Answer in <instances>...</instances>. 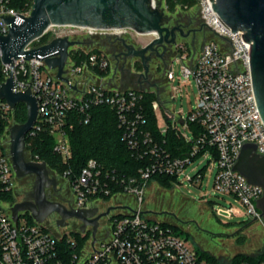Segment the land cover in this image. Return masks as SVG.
Masks as SVG:
<instances>
[{
    "label": "built area",
    "instance_id": "built-area-1",
    "mask_svg": "<svg viewBox=\"0 0 264 264\" xmlns=\"http://www.w3.org/2000/svg\"><path fill=\"white\" fill-rule=\"evenodd\" d=\"M33 1V0H32ZM16 0H0V35L7 36L10 28L3 19L29 16L28 12L16 8ZM204 24L220 38L204 44L200 54L191 61L186 54L174 60L182 62V75L193 79L197 88L196 108L182 121L179 115L170 114L169 121H182L191 127L193 137L182 134L169 125V130L180 138L186 149L174 155L166 139L158 142L147 129L144 93L133 88L110 86L100 72H108L110 61L103 55L88 53L83 62L67 63L64 77H57V69H51L45 60L13 59L12 63L2 61L0 49V87L13 78V92L31 90L38 102V119L26 138L33 139L39 133H48L56 140L54 152L68 163L72 157L69 130L73 125L69 117L80 113L85 124L91 119V110L98 107L111 109L122 131V140L133 154L142 161L138 176L121 177L115 171L105 170L95 159H90L74 180L71 170L63 175L52 173V177L63 178L74 197V209H86L107 203L118 196H131L137 205L121 204V208L110 216L108 234L86 239L88 232H79L86 241L77 252V242L66 235L49 231L46 222L38 223L25 212L13 217L8 199L16 186V172L10 155V141L5 136L15 122V108L6 100H0V120L6 122L5 136L0 135V264H211L188 244L187 239L161 221L151 219L142 208L144 193L156 176L174 177L176 181L184 176L190 183L200 182L201 172L185 174L187 168L198 158L205 157L215 162L214 189L244 205L246 215L264 226V218L258 209L262 198V187L251 184L245 176L235 170L239 156L246 144L256 145V152L264 156V120L261 115L251 74V43L244 38L243 31L233 32L214 10V0H199ZM33 6V5H32ZM156 8V0H152ZM3 17V19L1 18ZM74 26H51L44 35L30 43L25 51L42 47L41 39L52 31L58 38H66V28ZM87 29L91 34H123L126 30ZM59 30V31H57ZM167 80L174 81L175 74L169 69ZM76 86V89L70 87ZM158 102L152 103L157 118ZM166 117V116H165ZM5 133V132H4ZM165 134V135H164ZM10 138V135H8ZM8 141V142H7ZM28 153V145L26 146ZM179 151V150H178ZM31 154V153H30ZM30 161L41 163L38 156ZM110 199V200H111ZM109 201V200H108ZM234 208H222L219 215L227 217ZM66 238L67 246L63 241ZM72 249V253L69 252Z\"/></svg>",
    "mask_w": 264,
    "mask_h": 264
},
{
    "label": "rangeland",
    "instance_id": "rangeland-1",
    "mask_svg": "<svg viewBox=\"0 0 264 264\" xmlns=\"http://www.w3.org/2000/svg\"><path fill=\"white\" fill-rule=\"evenodd\" d=\"M156 8L163 14L165 26L169 28L179 26L183 29L184 35L177 33L175 43H162L146 54L148 72L145 71L142 58L129 54L127 46L131 45L136 51L141 50L152 42L156 35L139 34L133 30H126L123 34L111 32L91 34L87 29L80 27L66 28L61 32L66 31L65 37L75 42L69 48L67 63L83 62V57L86 58L88 53L105 56L110 61V68L103 76L105 82L110 86L139 89L148 95H156L158 99L153 102L159 104L158 129L166 131L169 125H172V128L178 129L182 134L193 137L191 127L182 121H186L197 106V88L192 78L185 80L182 75V62L174 59L186 54L187 60L192 61L200 54L205 43L210 40L220 42V38L204 24L199 0H156ZM50 31L45 39L47 44L56 39V35L52 33L54 28ZM169 69L175 74V80L170 82L167 80ZM170 111L179 115L182 121H169L167 116ZM8 133L5 131L3 136ZM8 135L5 139L10 141ZM201 171L204 177L200 182L190 183L182 176L178 181H173V187L158 178H153L144 193L142 208L149 212L148 216L151 219L176 225L180 234L176 232L175 234L187 239L188 244L200 254L205 252L214 257L215 261L211 264H228L237 255L263 254L264 226L250 220L243 204L215 191L214 161L200 157L187 168L185 174L195 175ZM57 178L59 185L69 186L63 178ZM34 181V176L17 178L8 205L33 200ZM68 192V189L62 190L61 196L65 198L64 200L69 198ZM137 201L134 197L123 195L107 201V205H137L135 203ZM230 207L235 211L230 217L218 214L220 209ZM25 213L23 222L25 218L30 219V213ZM58 217L53 214L47 220L46 226L49 231L59 236L66 235V232L71 235L80 234L81 230L72 226L75 219H72V224L68 222L70 220L67 221V224L70 223L69 226L59 227L55 222ZM90 234H87L86 239L90 238Z\"/></svg>",
    "mask_w": 264,
    "mask_h": 264
},
{
    "label": "water",
    "instance_id": "water-1",
    "mask_svg": "<svg viewBox=\"0 0 264 264\" xmlns=\"http://www.w3.org/2000/svg\"><path fill=\"white\" fill-rule=\"evenodd\" d=\"M213 7L225 25L233 32L243 31L245 40L251 43L250 68L253 86L264 120V0H214ZM163 19V14L152 6V0H33L29 16L18 15L13 19H3L10 31L7 36L0 35L2 61L8 64L19 58L45 60L51 69H57L58 79L68 82L63 75L69 58V48L75 42L58 38L31 51H25V48L41 38L51 26L133 30L139 34L157 33V37L141 50L136 51L131 45L124 44L129 48V54L142 58L145 71L148 72L146 54L162 43H175L177 33L184 35L181 27L169 28L164 25ZM13 67L12 63V69ZM13 88L14 81L11 77L0 87V100H6L12 108L24 104L27 108V121L15 124L10 129L11 160L18 178L35 177L33 200L14 205L11 209L14 219L17 221L21 212H29L38 223H44L49 216L58 214L59 227H67V221L72 219L83 223L81 232H85L88 225H94L95 239V221L103 215L92 219L95 214L93 210L72 209L47 198L46 189L56 187L57 179L51 176L45 162L30 161L32 156L26 151V135L38 119V102L31 90L15 93ZM72 88L76 89V86ZM235 170L251 184L264 190V156L257 154L256 145L246 144L243 147ZM257 207L264 218V194Z\"/></svg>",
    "mask_w": 264,
    "mask_h": 264
},
{
    "label": "trees",
    "instance_id": "trees-1",
    "mask_svg": "<svg viewBox=\"0 0 264 264\" xmlns=\"http://www.w3.org/2000/svg\"><path fill=\"white\" fill-rule=\"evenodd\" d=\"M16 8L21 11L28 12L31 10L32 0H16ZM46 36H44L40 45L47 44ZM84 59V57H83ZM82 61H78L80 64ZM103 76L106 72H100ZM158 99L156 95H148L144 93L145 113L148 119L147 129L153 134L158 142L166 139L169 149L174 155L181 154L180 149H186L184 142L178 138L172 130L163 136L157 126V119L152 110V102ZM69 122L73 125L69 130V142L72 157L68 163H64L62 158L54 152L56 140L48 133H39L37 137L26 138L28 150L33 156L45 162L52 173L63 175L66 170H71V180L80 174L83 167L90 159L97 160L105 170L115 171L121 177L138 176L139 169L143 163L128 148L122 140V131L118 127L115 113L107 107H98L91 110V119L88 124L84 123L83 116L80 113H73L69 117ZM27 121V108L24 104H18L15 110V122L23 124ZM6 129V122L0 120V135H3ZM179 150V151H178ZM170 187H173L174 177L156 176ZM112 196L106 197L110 200ZM170 227L174 232L180 234L179 228L168 222H162ZM77 242V252L83 248L86 241L80 234L71 235ZM67 246L66 238L63 241ZM69 248V252L72 253ZM202 257L209 262L215 261L214 257L208 253H201ZM228 264H264V252L260 256L237 255Z\"/></svg>",
    "mask_w": 264,
    "mask_h": 264
},
{
    "label": "flooded vegetation",
    "instance_id": "flooded-vegetation-1",
    "mask_svg": "<svg viewBox=\"0 0 264 264\" xmlns=\"http://www.w3.org/2000/svg\"><path fill=\"white\" fill-rule=\"evenodd\" d=\"M56 179H57V186L56 187L52 186V187L46 189L47 198L52 202L61 203V204H64L66 207L74 209V197L72 195L71 189H69L70 187L67 185H65V187L62 185H59L58 178H56ZM63 188L66 190L68 189V191H69L68 195H67L69 198H67V200H64L65 198L63 199L61 196L62 190H64ZM29 201H31V200H29ZM18 203H20V202H18ZM18 203H16V204H18ZM16 204H14V205H16ZM104 204L105 205L100 204V205L91 206L89 208H86L89 210H93V212L95 213L92 219L97 218L99 215H103L101 218H99L97 221H95V223L97 224L96 236L100 235V234H108L109 233V231H110V216L114 212L118 211L122 206L121 204L120 205L119 204L107 205V203H104ZM105 213H107V214H105ZM55 215L59 216L58 214H55ZM52 216L53 215L49 216L48 219H50ZM59 217L55 221L56 224H58V221L60 220ZM71 221H73V220H70L68 222L71 223ZM73 222H74V224L72 226L78 227L81 230V228L83 227V223L79 222L78 220H75ZM70 223H68V226L70 225ZM85 230H86V232L91 233L93 235L94 225H88L85 228Z\"/></svg>",
    "mask_w": 264,
    "mask_h": 264
},
{
    "label": "bare ground",
    "instance_id": "bare-ground-1",
    "mask_svg": "<svg viewBox=\"0 0 264 264\" xmlns=\"http://www.w3.org/2000/svg\"><path fill=\"white\" fill-rule=\"evenodd\" d=\"M149 34H155V35H156V37H157V33H148V34H145V35H149Z\"/></svg>",
    "mask_w": 264,
    "mask_h": 264
}]
</instances>
